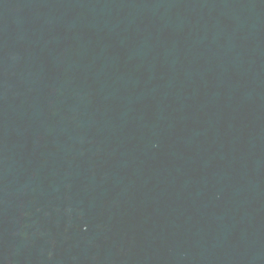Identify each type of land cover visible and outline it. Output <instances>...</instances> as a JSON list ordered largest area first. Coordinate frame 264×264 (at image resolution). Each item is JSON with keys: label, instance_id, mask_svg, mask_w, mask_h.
<instances>
[{"label": "water", "instance_id": "water-1", "mask_svg": "<svg viewBox=\"0 0 264 264\" xmlns=\"http://www.w3.org/2000/svg\"><path fill=\"white\" fill-rule=\"evenodd\" d=\"M0 264H264V0H0Z\"/></svg>", "mask_w": 264, "mask_h": 264}]
</instances>
